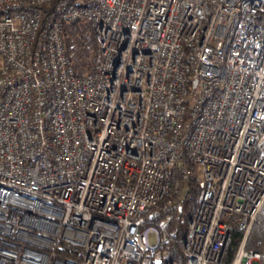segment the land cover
Wrapping results in <instances>:
<instances>
[{
	"label": "built area",
	"instance_id": "1",
	"mask_svg": "<svg viewBox=\"0 0 264 264\" xmlns=\"http://www.w3.org/2000/svg\"><path fill=\"white\" fill-rule=\"evenodd\" d=\"M69 21L97 42L82 76ZM191 172L178 263L165 229ZM254 226L264 0H0V264H264Z\"/></svg>",
	"mask_w": 264,
	"mask_h": 264
},
{
	"label": "trees",
	"instance_id": "2",
	"mask_svg": "<svg viewBox=\"0 0 264 264\" xmlns=\"http://www.w3.org/2000/svg\"><path fill=\"white\" fill-rule=\"evenodd\" d=\"M62 38L67 54H70V65L75 76H82L85 73L95 70V54L97 51V42L93 37L90 23L86 21H69L63 22ZM192 171V169H191ZM194 172H191L187 194L182 205L175 210H171L170 219L165 231L169 236V243L166 248V257L182 262L180 252L181 241L186 231V225L192 215L194 209L196 182ZM164 200V199H163ZM161 200L157 203L159 209L163 203ZM164 212L159 210L158 218L164 217ZM251 236H262L264 232L258 226H254L250 233ZM58 257L69 258L80 261L82 258V250L79 247L64 245L59 252Z\"/></svg>",
	"mask_w": 264,
	"mask_h": 264
}]
</instances>
